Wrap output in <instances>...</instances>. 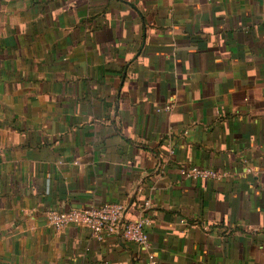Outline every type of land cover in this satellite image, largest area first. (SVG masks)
I'll return each mask as SVG.
<instances>
[{
    "label": "crops",
    "instance_id": "crops-1",
    "mask_svg": "<svg viewBox=\"0 0 264 264\" xmlns=\"http://www.w3.org/2000/svg\"><path fill=\"white\" fill-rule=\"evenodd\" d=\"M145 200L156 264H264V0H0V264H146L46 218Z\"/></svg>",
    "mask_w": 264,
    "mask_h": 264
},
{
    "label": "built area",
    "instance_id": "built-area-1",
    "mask_svg": "<svg viewBox=\"0 0 264 264\" xmlns=\"http://www.w3.org/2000/svg\"><path fill=\"white\" fill-rule=\"evenodd\" d=\"M180 173L191 179L222 180L225 176L222 172L202 166H184L180 169ZM150 204L149 200H145L141 204L139 216L134 220L122 222L120 227L119 222L125 209V205L121 202L90 203L81 208L67 210L51 209L46 212V218L47 223L55 229H62L69 225L87 228L99 241L117 234L120 228L126 240L140 244L149 250L146 264H156V257L150 249L151 244L147 231L151 223Z\"/></svg>",
    "mask_w": 264,
    "mask_h": 264
},
{
    "label": "water",
    "instance_id": "water-1",
    "mask_svg": "<svg viewBox=\"0 0 264 264\" xmlns=\"http://www.w3.org/2000/svg\"><path fill=\"white\" fill-rule=\"evenodd\" d=\"M127 209H128V207H126V208L124 209V211H123V215H122V217H121V219H120V222H119V227L121 226V224H122V222H123V219H124V216H125V213H126ZM118 233H120V228H119V230H118Z\"/></svg>",
    "mask_w": 264,
    "mask_h": 264
}]
</instances>
